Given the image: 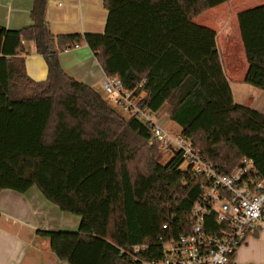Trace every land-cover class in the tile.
Returning <instances> with one entry per match:
<instances>
[{
  "label": "trees",
  "instance_id": "1",
  "mask_svg": "<svg viewBox=\"0 0 264 264\" xmlns=\"http://www.w3.org/2000/svg\"><path fill=\"white\" fill-rule=\"evenodd\" d=\"M226 1L104 0L105 32L56 35L55 50L48 44L47 0H34L29 26H0V191L36 185L62 210L81 216L78 231L37 230L61 260L161 258V238L189 231L205 185L181 168L180 153L162 162L146 124L68 75L59 59L65 49L86 42L106 75L120 76L130 89L144 81L137 92H145V105L157 112L167 103L182 135L221 171L251 158L264 176V113L234 101L216 31L194 22ZM238 18L249 63L245 82L264 89V4ZM25 41L46 60V80L29 76ZM139 244L147 250L134 253Z\"/></svg>",
  "mask_w": 264,
  "mask_h": 264
},
{
  "label": "crops",
  "instance_id": "2",
  "mask_svg": "<svg viewBox=\"0 0 264 264\" xmlns=\"http://www.w3.org/2000/svg\"><path fill=\"white\" fill-rule=\"evenodd\" d=\"M33 3L34 0H0V26L11 29L29 26L32 23ZM258 4H264V0H228L198 15L194 22L216 31L234 101L264 113V89L245 82L249 63L238 18L239 12ZM108 14L104 0H47L50 48L55 50L58 47L56 35L104 33ZM24 46L22 55L29 76L35 81L46 80V60L36 51L33 41H25ZM59 59L68 75L97 91L102 89L105 72L86 42L61 51ZM165 105L169 118L160 121L159 110L156 115L159 122L173 129L175 125H171V122L178 123L170 119L168 104ZM177 126L178 129L174 128L173 131L181 132L180 125ZM65 212L68 211L48 200L36 185L25 192L12 189L0 191V264H70L61 260L51 250L49 241L37 233L38 229L74 230V226H64L69 225ZM234 259L238 262L264 263V221L248 233L244 243L236 250Z\"/></svg>",
  "mask_w": 264,
  "mask_h": 264
},
{
  "label": "built area",
  "instance_id": "3",
  "mask_svg": "<svg viewBox=\"0 0 264 264\" xmlns=\"http://www.w3.org/2000/svg\"><path fill=\"white\" fill-rule=\"evenodd\" d=\"M143 82L130 89L120 76L105 74L102 89L114 108L139 119L152 130L161 149L180 153L194 176L205 180V185L193 203L189 231L162 237V257L141 264H264L234 259L248 233L264 221V176L255 162L244 158L232 171H221L215 162L202 156L190 139L158 121L156 112L144 103L145 92H137ZM168 225L164 224V229ZM147 248L148 245L139 244L132 250L135 253Z\"/></svg>",
  "mask_w": 264,
  "mask_h": 264
},
{
  "label": "rangeland",
  "instance_id": "4",
  "mask_svg": "<svg viewBox=\"0 0 264 264\" xmlns=\"http://www.w3.org/2000/svg\"><path fill=\"white\" fill-rule=\"evenodd\" d=\"M258 5H261V4H258ZM98 92L101 93V95L109 102V100H108L109 99V96L102 89H98ZM166 107H167V105L164 104L159 109V112H158L159 120L162 121V122H164V119L167 120L169 118L168 115H167ZM121 115H123L126 118L129 117L127 114H124V113H121ZM162 122H160V123L163 125ZM171 125H173V126L175 125V126L173 127V129L170 128L169 130L173 131L174 128L178 129V126H177L178 124H175V123H172L171 122ZM170 127H172V126H170ZM160 153L162 155V162L163 163H168L174 157V155L177 152H174L173 150L172 151H168V150L166 151V150L161 149V152ZM187 167H188L187 162L185 160H183V163L181 164V168L182 169H186ZM65 215H67V217H69V218H67V220L69 221V225H66L65 224L64 226H74V230H72V231H78L79 225H80V222H81V217L78 216V215H76V214H72L70 212L69 213L68 212L67 213L65 212ZM65 228H67V227H65Z\"/></svg>",
  "mask_w": 264,
  "mask_h": 264
}]
</instances>
